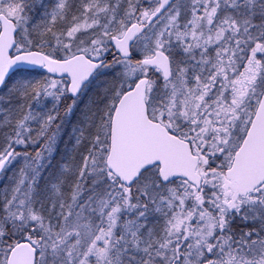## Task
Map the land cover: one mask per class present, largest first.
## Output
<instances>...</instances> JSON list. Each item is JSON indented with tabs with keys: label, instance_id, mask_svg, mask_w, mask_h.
<instances>
[{
	"label": "snow or ice",
	"instance_id": "6c2138e0",
	"mask_svg": "<svg viewBox=\"0 0 264 264\" xmlns=\"http://www.w3.org/2000/svg\"><path fill=\"white\" fill-rule=\"evenodd\" d=\"M0 264H264V0H0Z\"/></svg>",
	"mask_w": 264,
	"mask_h": 264
}]
</instances>
